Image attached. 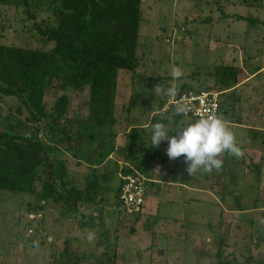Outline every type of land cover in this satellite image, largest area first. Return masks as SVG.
Masks as SVG:
<instances>
[{
  "label": "rangeland",
  "instance_id": "1",
  "mask_svg": "<svg viewBox=\"0 0 264 264\" xmlns=\"http://www.w3.org/2000/svg\"><path fill=\"white\" fill-rule=\"evenodd\" d=\"M11 2H0V45L50 50L52 43L42 38L36 28L52 27L55 23L48 0ZM263 3L259 5L257 0H220L218 5L211 0H142L141 3L139 72L165 78L176 89L184 83L192 84L194 92H218L221 79L216 72H225L226 67L239 72L236 84L230 85L239 94L236 105L229 97L230 92L220 96L221 116L243 152L239 157L231 154L235 182L231 183V177L227 176L230 169L227 177L200 170L189 175L182 156L176 159L167 156V139L159 146L160 156L149 161L139 142L124 134L128 131L126 122L136 126L137 137L148 150L150 125L161 122L162 116L152 115L153 111L139 103L130 108V95L140 92V85L132 86L130 75L120 74L114 101L115 116L122 120L114 130L116 150L106 159L102 155L95 163V172L105 168L114 171L112 190L105 196L106 200L95 209L88 208L83 215L66 212L62 202L49 201L37 212L41 214L38 222H31L27 220V212L38 204L35 197L0 193V264H74L75 258L67 260L68 256L81 258L80 264H96L105 253L111 256V264H231L249 253L255 256L257 249L264 252V211L256 210L264 206L261 193H264V73L242 87L237 86V81L243 78L241 72L248 73V69L264 65V29L230 17L237 14L258 16L262 20ZM173 67L181 69L182 77L172 79ZM155 88L152 87L158 92ZM3 102L16 104L11 98ZM0 108V114L4 115L5 109L2 105ZM236 108L246 115H260L258 122H252L254 127L258 125L257 138H251L244 121L235 122L232 118ZM182 124L164 125L170 135H176ZM41 139L45 141L43 135ZM53 157L64 162L66 177L78 172L75 187L82 188L85 164L79 163L78 167L65 153H54ZM249 163L262 164L260 186L256 185L254 174L248 172ZM172 165L182 171H171ZM128 166L147 179L181 184L188 189L150 185V190H154L151 196L147 192L146 199L151 200L145 202L142 216L132 225L113 209L114 190L120 183L118 173L121 168L129 169ZM57 190L64 193L59 184ZM236 209L242 213L230 214ZM88 213H93V217L89 219ZM89 231L95 233L92 242L87 239ZM218 249L221 250L217 256Z\"/></svg>",
  "mask_w": 264,
  "mask_h": 264
},
{
  "label": "trees",
  "instance_id": "2",
  "mask_svg": "<svg viewBox=\"0 0 264 264\" xmlns=\"http://www.w3.org/2000/svg\"><path fill=\"white\" fill-rule=\"evenodd\" d=\"M12 1L17 4L21 0ZM257 1L259 5L264 2ZM13 2L11 3L14 4ZM48 2L55 23L52 27L47 25L41 29L39 25L36 28L42 38L52 43L50 50L0 45V105L5 109L4 115L0 114V193L35 197L38 204L30 208L27 214L37 213L47 202L54 201L65 204L68 213L83 215L88 208L95 209L106 200L105 196L112 190L114 171L105 168L102 172H95V163L102 155L106 159L116 150L114 130L122 120L115 116L114 101L118 94L120 74L130 75L132 86L140 85V92L130 95V108L137 103L142 104L153 111L152 115H161L163 124L173 123L174 126L180 123L185 125L194 119L183 118L173 112L162 113L169 97L164 96L161 91L155 92L152 87H169L166 79L139 72L142 66L141 58L137 56V43L142 0ZM211 3L218 5L220 0H211ZM243 4L248 5V1ZM233 19L262 26L264 29V19L260 20L258 16L233 15ZM226 69L225 72H216L221 79L218 82V92L224 93L233 87L229 97L232 98L233 105H236L239 94L230 85L236 84L238 73L230 67ZM178 91L195 90L192 84L184 83ZM6 98L16 100V104L4 103ZM152 101L155 106H152ZM236 111L232 114L235 122L244 121L251 138H257L258 125L254 127L252 122H258L260 115H246L245 111L241 113L238 108ZM126 126L128 131L124 134L139 142L140 149H144L149 161L160 156L159 146L163 142L157 147H149V135L147 150L143 148L144 142L137 137L139 131L136 126H129L127 122ZM42 135L45 141L41 139ZM54 153L69 154L78 167L85 164L86 175L82 188L75 187L78 172L66 177L68 173L64 162L55 159ZM218 158L223 161L222 167L207 173L230 176L231 183L235 182L237 176L232 165V155L224 152ZM248 165V172L254 174L255 183L260 186L262 164ZM228 171L229 175L226 174ZM124 173L130 174L132 170L125 169ZM58 184L64 189V193L58 192ZM145 185V191L149 195L154 190H150L149 186H157L150 182ZM120 192L121 183L114 190L113 209L123 221L136 225L143 212L133 215L119 212L117 207ZM92 215L93 213L87 214L89 219ZM132 228H129L131 233ZM220 250H217V256L220 255ZM263 253H259V258L249 253L246 257L242 256L245 257L243 260L238 259L231 264H264ZM71 258H75L74 264H80L82 260L76 256H68L67 260ZM112 262L111 256L105 253L96 264Z\"/></svg>",
  "mask_w": 264,
  "mask_h": 264
},
{
  "label": "clouds",
  "instance_id": "3",
  "mask_svg": "<svg viewBox=\"0 0 264 264\" xmlns=\"http://www.w3.org/2000/svg\"><path fill=\"white\" fill-rule=\"evenodd\" d=\"M172 79L182 77L183 73L179 67L172 68ZM161 91L164 96L174 98L177 95L175 85L165 89L155 88ZM174 111L182 115L188 111L185 103H176ZM168 141L166 154L169 159H176L181 156L187 165L186 171L189 175L197 174L198 170L211 172L219 170L223 161L218 158L221 153L228 152L236 157L242 156V150L237 146L227 122L215 113L201 116L182 125L176 135H170L162 122L151 123L150 125V146L157 147L162 141ZM89 242L94 241L95 233H87Z\"/></svg>",
  "mask_w": 264,
  "mask_h": 264
},
{
  "label": "built area",
  "instance_id": "4",
  "mask_svg": "<svg viewBox=\"0 0 264 264\" xmlns=\"http://www.w3.org/2000/svg\"><path fill=\"white\" fill-rule=\"evenodd\" d=\"M169 42V41H166ZM221 93L211 90L199 92L185 91L177 92L176 97L169 98L164 105L163 112H173L176 103L188 105V111L182 115L183 118L197 119L201 116L215 113L221 117ZM131 169V168H129ZM132 173L125 174L121 168L118 178L121 183V192L118 198V211L124 215H133L143 212L146 202L145 184L150 182L146 177L133 169ZM41 218L40 213L28 214V221H37ZM38 222V221H37Z\"/></svg>",
  "mask_w": 264,
  "mask_h": 264
},
{
  "label": "crops",
  "instance_id": "5",
  "mask_svg": "<svg viewBox=\"0 0 264 264\" xmlns=\"http://www.w3.org/2000/svg\"><path fill=\"white\" fill-rule=\"evenodd\" d=\"M237 15V14H236ZM239 16H241V15H239ZM243 17V16H242ZM231 18H233V16H231ZM258 61V59H255V62H257ZM256 70V71H255ZM255 70H253V69H248V73H246V72H241L242 73V75H243V78H242V80H241V82H238L237 81V86L238 87H242V85H244V84H246V83H248L251 79H253V78H255L256 76H258V75H260V74H262V73H264V65L263 66H261V67H259V68H256ZM239 73V72H238ZM249 74H251V75H249ZM239 76V75H238ZM235 90H237L236 88H234ZM233 89H231L230 91H225V92H231ZM180 125V124H179ZM182 158H183V156H182ZM182 166V165H181ZM177 169H179V168H177V167H175V165H172V166H170V170L171 171H173V170H175V171H177ZM149 181H150V183L151 184H155V185H157V186H159V185H161V184H167V185H173V186H177V187H180L181 189H188V187L187 186H185V185H181V184H176V183H168V182H163V181H159V180H155V179H153V178H150V179H148ZM189 191H191V190H189ZM262 194H264L263 192H261ZM146 194H147V192H146ZM154 194H156L155 192H154ZM149 196H151V193H150V195ZM148 200H151V199H149V198H147L146 199V202H147V204L149 203V201ZM256 210H258V211H264V206H263V208H261V209H256ZM239 213H242V211H240V209L238 210V209H236L233 213H230V214H239ZM260 252H262V250L260 251L259 249H257L256 250V252H255V258H259V253Z\"/></svg>",
  "mask_w": 264,
  "mask_h": 264
}]
</instances>
